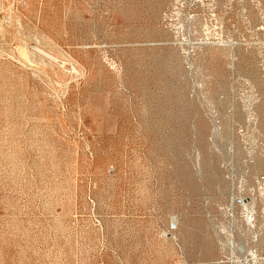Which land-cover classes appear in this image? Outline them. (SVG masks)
<instances>
[{
  "label": "rangeland",
  "instance_id": "rangeland-1",
  "mask_svg": "<svg viewBox=\"0 0 264 264\" xmlns=\"http://www.w3.org/2000/svg\"><path fill=\"white\" fill-rule=\"evenodd\" d=\"M0 264H264V0H0Z\"/></svg>",
  "mask_w": 264,
  "mask_h": 264
},
{
  "label": "bare ground",
  "instance_id": "bare-ground-1",
  "mask_svg": "<svg viewBox=\"0 0 264 264\" xmlns=\"http://www.w3.org/2000/svg\"><path fill=\"white\" fill-rule=\"evenodd\" d=\"M182 1V0H181ZM184 1V0H183ZM254 1V0H253ZM257 2V1H256ZM258 3V2H257ZM260 3V2H259ZM178 5H179V3H178ZM181 5V4H180ZM184 5V4H183ZM175 6V5H174ZM172 11V10H171ZM178 13V12H177ZM168 14V13H167ZM175 14V13H174ZM174 14H173V16H174ZM180 15V14H179ZM171 19V18H170ZM169 20V19H168ZM172 26V25H171ZM178 29V28H177ZM181 29V28H180ZM191 31V30H190ZM255 36V35H254ZM195 43V42H194ZM190 46V45H189ZM256 46V45H255ZM256 48V47H255ZM262 48V47H261ZM260 48V49H261ZM256 50H258V49H256ZM259 52V51H258ZM263 52V51H262ZM263 113V112H262Z\"/></svg>",
  "mask_w": 264,
  "mask_h": 264
}]
</instances>
